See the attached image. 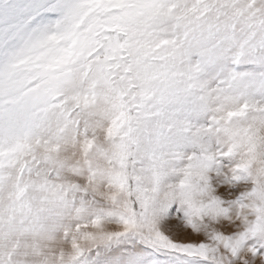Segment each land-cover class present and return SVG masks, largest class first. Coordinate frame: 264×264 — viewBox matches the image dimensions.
<instances>
[{
	"label": "snow or ice",
	"instance_id": "6c2138e0",
	"mask_svg": "<svg viewBox=\"0 0 264 264\" xmlns=\"http://www.w3.org/2000/svg\"><path fill=\"white\" fill-rule=\"evenodd\" d=\"M0 264H264V0H0Z\"/></svg>",
	"mask_w": 264,
	"mask_h": 264
}]
</instances>
